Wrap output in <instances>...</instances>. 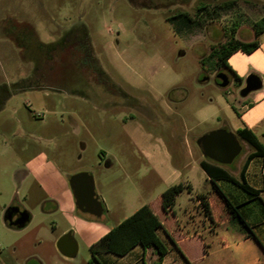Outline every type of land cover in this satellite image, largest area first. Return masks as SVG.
<instances>
[{"label": "rangeland", "instance_id": "374dc122", "mask_svg": "<svg viewBox=\"0 0 264 264\" xmlns=\"http://www.w3.org/2000/svg\"><path fill=\"white\" fill-rule=\"evenodd\" d=\"M263 15L264 0H0V264H57L64 234L79 244L73 257L90 259L85 237L154 207L165 189L144 159L177 165L175 145L187 160L188 143L199 156L200 136L235 135L232 106L240 108L246 76L264 82V42L229 59L238 77L208 55L231 37L252 41ZM240 143L228 168L248 151ZM78 172L92 177L106 216L101 204L88 212L73 202L67 212ZM9 204L28 213L24 227L4 222Z\"/></svg>", "mask_w": 264, "mask_h": 264}, {"label": "crops", "instance_id": "0c3cea01", "mask_svg": "<svg viewBox=\"0 0 264 264\" xmlns=\"http://www.w3.org/2000/svg\"><path fill=\"white\" fill-rule=\"evenodd\" d=\"M259 37L258 48L245 54H252L262 46L264 41ZM233 54L227 59V64L234 75L238 77L236 71L228 63ZM259 79L261 87L258 90H264V82L260 77ZM253 92L251 95L243 97L239 102L240 108L232 106L237 117L241 119L240 122H232V130L234 133L241 129L250 131L262 148L260 154H256L255 148L247 142L237 138L239 142L246 144L248 151L244 154L243 159H238L232 168L211 161L204 157L201 151L198 156L192 150L190 143H188V148L191 158L187 160L175 145L176 154L180 158L177 165L171 164L170 159H144L147 164H155L152 170L156 179L165 184V189L159 193L158 197L173 185L181 184L184 187L175 196L171 211L168 213L162 211L157 201L154 207L151 204H145L159 218L163 227L156 230L157 236L166 247V253L160 264H264V91L261 95ZM149 148L151 150L154 148V153L159 152L166 158L173 157V153L170 151H162L160 148L158 150L157 147L151 145L147 146V149ZM143 155L146 158H151L148 152H144ZM249 155L251 157L247 159ZM202 162L210 168L217 167L224 170L233 181L220 176H214V179L211 180L202 169ZM162 164L165 165V174L158 170ZM242 183L254 193L245 191L241 187ZM214 185L235 207L256 240L235 218L230 217L221 197L215 191ZM97 198L102 206V217H104L109 210L104 204V200ZM73 202H75V197L73 201L71 197L67 196L66 210L68 213L74 210ZM141 206L132 208L129 214L123 216L114 226L101 224L97 226L100 233L94 238L85 237L86 243L89 246L93 245L98 237L104 236L111 228ZM58 208L60 205L56 203L55 209L58 210ZM90 221V225L96 224L93 220ZM65 232L66 230L61 234ZM70 239L75 246L76 254L79 244L73 237ZM72 255L69 257L61 255L57 264H89L91 261L94 264H155L157 260L156 251L152 247H142L141 245H135L122 256L98 252L94 255L90 253V259L87 256L81 260Z\"/></svg>", "mask_w": 264, "mask_h": 264}, {"label": "trees", "instance_id": "16d2710c", "mask_svg": "<svg viewBox=\"0 0 264 264\" xmlns=\"http://www.w3.org/2000/svg\"><path fill=\"white\" fill-rule=\"evenodd\" d=\"M233 30H235V28H233ZM252 30L255 37L252 41L240 42L231 37L219 48L213 49L209 53L208 58H215L214 61L216 66L224 67L232 72L227 64V59L231 54L238 50L244 53H250L258 48V37L264 33V15L252 23ZM234 76L236 77V75ZM235 135L238 139L244 140L250 146L255 148L256 154L261 153L262 148L250 131L246 129L237 130ZM250 157L251 155H249L247 159ZM201 167L209 175L211 180L214 179V176H220L233 181L229 175L220 168H210L204 162L201 163ZM241 187L245 191L254 193V191L248 188L244 183L241 184ZM183 188V185L177 184L167 188L161 193L157 202L164 213L171 211L175 196L183 190ZM214 189L221 197L225 210L229 213L230 217L235 218L247 233L256 240L248 225L237 213L235 207L216 187V185H214ZM159 228H163L159 218L152 212L148 205H142L118 225L111 228L95 245H92L90 247V252L92 255L97 254L98 252H105L122 256L135 245H141L142 247H152L157 254L155 264H160L162 257L166 253V247L156 234V230Z\"/></svg>", "mask_w": 264, "mask_h": 264}, {"label": "water", "instance_id": "95a60500", "mask_svg": "<svg viewBox=\"0 0 264 264\" xmlns=\"http://www.w3.org/2000/svg\"><path fill=\"white\" fill-rule=\"evenodd\" d=\"M218 86L225 88L229 84L228 76L219 72L216 74ZM244 87L240 90V96L245 97L249 93L260 89L261 81L254 74H249L244 81ZM196 145L200 148L202 155L211 161L229 165L241 152L242 146L236 135L225 129L210 131L196 140ZM69 186L73 191L76 206L88 212L100 208V202L93 189V179L87 172H78L68 180ZM18 208L9 207L5 210L3 220L10 227L22 228L29 220V215L25 210L18 213L16 218L13 214L17 213ZM55 247L59 253L71 256L75 252V246L68 234L62 235L56 242Z\"/></svg>", "mask_w": 264, "mask_h": 264}, {"label": "flooded vegetation", "instance_id": "af4514ba", "mask_svg": "<svg viewBox=\"0 0 264 264\" xmlns=\"http://www.w3.org/2000/svg\"><path fill=\"white\" fill-rule=\"evenodd\" d=\"M216 81V83L218 84V80H215ZM242 150V149H241ZM9 207H13V208H18V212L17 213H15V214H13V218H16L17 216H18V213L20 212V211H22L23 209H21L18 205H16V204H11V205H9L7 208H9ZM6 208V209H7Z\"/></svg>", "mask_w": 264, "mask_h": 264}]
</instances>
